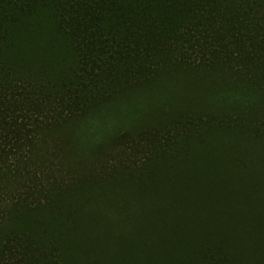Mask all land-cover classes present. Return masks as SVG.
Here are the masks:
<instances>
[{
  "label": "trees",
  "instance_id": "obj_1",
  "mask_svg": "<svg viewBox=\"0 0 264 264\" xmlns=\"http://www.w3.org/2000/svg\"><path fill=\"white\" fill-rule=\"evenodd\" d=\"M182 65L244 76L161 130ZM251 81L264 0H0V264H264Z\"/></svg>",
  "mask_w": 264,
  "mask_h": 264
},
{
  "label": "rangeland",
  "instance_id": "obj_2",
  "mask_svg": "<svg viewBox=\"0 0 264 264\" xmlns=\"http://www.w3.org/2000/svg\"><path fill=\"white\" fill-rule=\"evenodd\" d=\"M182 66L183 67H180L175 74L177 78L175 80L172 79L167 86L160 88L159 93L156 97H152V105L155 104L156 109H151L149 112H147L146 119L153 121L155 119L162 118L164 120L165 124L158 127L161 130L173 129L174 126L185 116H193L197 120H199L201 116H206L203 110L204 107H197L188 103L196 101V99L194 98V92L200 93V98H204V95L206 94V92H208V89L211 88V90L214 91L217 95L223 96L225 100H229V96L233 95L234 92L225 91L224 88L229 85L230 82L234 83L237 80L236 78L244 76L241 74L234 75L229 72L224 66H221L222 70L220 72L216 71L213 67L199 68L200 70L199 72H197V70H189V67L186 65ZM186 76H188V92L187 84H184V79ZM216 77L225 80L226 83L222 85L221 80H217L215 82L214 79ZM248 90H257L263 94L264 81H251L248 86ZM161 94L168 96V98L159 99L158 96ZM175 98L176 102H174ZM198 103L203 104L201 101H198ZM174 108L179 109L178 111L174 112ZM261 114L262 113L259 114L258 112H256L255 108L253 109V111L248 112L247 114H243V112L241 113V115H245V119L248 122L257 123L259 125L262 124V122L260 121L262 120L260 116ZM221 116L225 117L226 115L223 114ZM224 122L228 124L229 119L227 116Z\"/></svg>",
  "mask_w": 264,
  "mask_h": 264
}]
</instances>
